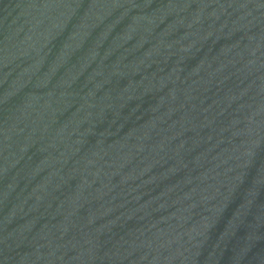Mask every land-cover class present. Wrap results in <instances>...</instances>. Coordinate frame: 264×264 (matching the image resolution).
<instances>
[{
	"label": "water",
	"instance_id": "water-1",
	"mask_svg": "<svg viewBox=\"0 0 264 264\" xmlns=\"http://www.w3.org/2000/svg\"><path fill=\"white\" fill-rule=\"evenodd\" d=\"M0 264H264V0H0Z\"/></svg>",
	"mask_w": 264,
	"mask_h": 264
}]
</instances>
